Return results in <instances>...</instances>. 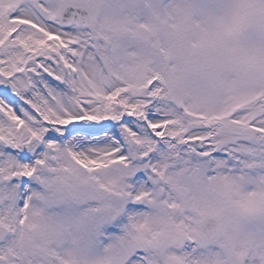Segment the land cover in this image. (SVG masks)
<instances>
[{
	"label": "snow or ice",
	"instance_id": "snow-or-ice-1",
	"mask_svg": "<svg viewBox=\"0 0 264 264\" xmlns=\"http://www.w3.org/2000/svg\"><path fill=\"white\" fill-rule=\"evenodd\" d=\"M0 264H264V0H0Z\"/></svg>",
	"mask_w": 264,
	"mask_h": 264
}]
</instances>
